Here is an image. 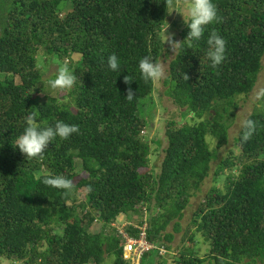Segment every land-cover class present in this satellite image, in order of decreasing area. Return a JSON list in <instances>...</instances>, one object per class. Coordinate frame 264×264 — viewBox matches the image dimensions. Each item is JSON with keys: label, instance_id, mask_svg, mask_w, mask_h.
<instances>
[{"label": "trees", "instance_id": "16d2710c", "mask_svg": "<svg viewBox=\"0 0 264 264\" xmlns=\"http://www.w3.org/2000/svg\"><path fill=\"white\" fill-rule=\"evenodd\" d=\"M188 2L169 0L178 7ZM214 3L219 20L192 48L185 23L181 29L163 94L195 121L166 125L167 147L155 170L151 144L141 136L149 122L139 110L155 82L141 78L138 62L146 55L159 62L176 10L169 14L165 0H0V264H103L110 257L112 264H131L112 224L120 215L132 220L143 207L150 212L148 239L168 255L191 197L228 142L236 98L253 91L263 66L264 0ZM213 31L226 41L216 67L206 55ZM112 53L119 72L107 66ZM60 61L77 77L61 96L48 87L56 74L45 79L43 69ZM127 75L135 79L130 85ZM129 87L132 102L124 98ZM32 112L41 125L63 121L79 132L27 159L11 139ZM236 141L239 156L229 152L216 166V178L227 170L224 185L202 198L186 236L192 244L174 255L176 264H264V109L248 116ZM46 173L73 180L74 192L44 185ZM125 229L139 236L132 225ZM197 234L208 244L204 256L195 248ZM140 264L170 263L151 250Z\"/></svg>", "mask_w": 264, "mask_h": 264}, {"label": "rangeland", "instance_id": "374dc122", "mask_svg": "<svg viewBox=\"0 0 264 264\" xmlns=\"http://www.w3.org/2000/svg\"><path fill=\"white\" fill-rule=\"evenodd\" d=\"M182 7V6H180ZM187 4H185L182 8L186 11ZM168 28L166 29V35L172 34V38L175 41H179L181 36L180 32L182 27L184 26L183 17L177 11L174 12L173 17H169ZM175 22V25H173ZM167 25L165 26V28ZM164 31V40L167 38ZM177 52V50H176ZM175 53H172L171 49L165 44V52L160 57L159 63L164 69L165 76L164 78L155 81V89L154 91L144 98L139 106V110L141 111V117L145 118L149 123L145 127V133L141 134L144 139L148 140L151 144V155H150V165L154 167L155 170H159L161 167V163L163 161L165 155V148L167 147V137L165 134L166 125L172 120H176L178 124L184 123H192L195 119L192 117L191 113H188L186 109H180L176 106L165 94L163 91L165 89L164 80L168 76L169 73V63L174 58ZM79 56L75 55L74 60H78ZM68 62V60H66ZM262 69L258 77V81L253 89V91L249 95H242L236 98L237 108L235 109V117L233 124L229 127V139L228 142L223 145L221 148H218V158L212 163L211 175L204 181L201 190L196 192L195 196H192L188 206L184 211V215L181 219L180 230L179 232L174 234V240L171 243V251H169L168 255H160L166 256L168 258V262L170 264H176L174 261V255L177 256L180 252V248L183 245L190 246L192 243L187 238V233L193 232L194 227L191 228V223L193 219V214L198 208L199 204L202 202V198L216 185L218 187H222L225 182V176L227 175V170L225 171V175L216 178L214 173L217 170L216 166L225 158L229 152H234V155L239 156L240 150L238 148V143L236 141L238 134L242 127L244 126L248 116L255 109H264V56L262 59ZM65 62L58 63H48L44 69V78L50 79L52 75L57 74L58 70L63 67ZM54 90L53 94H58L61 96L64 94L63 91ZM58 92V93H57ZM66 100V99H65ZM211 138L208 136V139ZM210 145L212 148L216 147V143L214 139H210ZM81 168V165H77V171ZM237 170V169H236ZM235 170V171H236ZM79 172V171H78ZM238 173V171H236ZM143 210H147V208H140L139 213L136 216L140 215ZM150 216V212L147 211ZM125 219L129 220L128 217L124 215H120L117 219V222L122 223ZM125 222V221H124ZM141 219L136 221V223H140ZM96 225V224H95ZM100 227V225H99ZM107 230H109L107 228ZM168 230H172V225ZM197 239L195 244V248L199 250V255L204 256L207 252L206 247L208 246L207 242L204 238L197 234ZM195 237V238H196ZM112 257L107 258L103 264H112ZM3 264H12L11 262H4Z\"/></svg>", "mask_w": 264, "mask_h": 264}, {"label": "clouds", "instance_id": "9594fccd", "mask_svg": "<svg viewBox=\"0 0 264 264\" xmlns=\"http://www.w3.org/2000/svg\"><path fill=\"white\" fill-rule=\"evenodd\" d=\"M159 3V0H156ZM167 12L171 14L173 10H176L183 17V22L189 29L187 36L184 40H187V48H192L193 44L198 43L204 35L205 29L207 26L212 25L213 23L218 22V10L214 3V0H189L186 11L182 7H178L175 4H170L169 0H165ZM165 28V35L166 29ZM166 39L164 40V45L167 43L172 53H175L177 48L180 45L181 41H175L172 38V34H167ZM182 40V41H184ZM207 58L210 61L212 67L220 65L225 59L226 53V41L218 35L216 32H212L207 39ZM107 66L112 72H119L121 68V61L119 56L116 53L109 55L107 60ZM138 69L141 75V78L145 81H158L165 76L163 67L159 62H157L152 56L146 55L141 58L138 62ZM76 75L73 71L69 69L67 65L61 67L54 79L48 81V87L53 90H70L76 83ZM125 83L131 84L135 79H129L128 75L124 77ZM40 84L43 85V82ZM48 93V92H46ZM49 94V93H48ZM133 90L129 87L127 95L124 97L128 102H132L135 98ZM147 98V97H146ZM249 131L245 135V139L251 135V122L248 123ZM79 132L78 125L67 124L63 121H56L54 124L41 125L37 122L36 113H28L24 119V127L21 134L12 141L11 143L14 148H18L19 151L26 156L27 159L31 158H40L48 149L49 144L59 138L60 140H67L74 133ZM145 130H143V134ZM41 182L52 188L63 190L67 194H72L74 192V182L66 178L63 175H56L52 173H46L41 177ZM148 209L146 210V212ZM145 210L141 213V216L138 215L133 217V219H125L124 221H131L135 224L142 225L144 224L143 217ZM148 221V213H146ZM141 219L140 223H136ZM123 221V222H124ZM122 222V223H123ZM119 223V222H117ZM121 224V223H119ZM148 225V224H147ZM166 247L164 245L159 246ZM157 250V249H155ZM159 253V250H157ZM166 249V253H167ZM159 253V255H165Z\"/></svg>", "mask_w": 264, "mask_h": 264}, {"label": "built area", "instance_id": "2783aa9c", "mask_svg": "<svg viewBox=\"0 0 264 264\" xmlns=\"http://www.w3.org/2000/svg\"><path fill=\"white\" fill-rule=\"evenodd\" d=\"M146 210L144 214V224L138 225L131 221H125L121 224L115 222L112 224L113 227L117 229L118 234L124 239L123 245V258L124 260L130 262L131 264H140L144 254L151 250H159V253H166L164 247H157L153 242H151L147 237V215ZM132 225L134 228L139 230L138 237H130L126 231V226Z\"/></svg>", "mask_w": 264, "mask_h": 264}]
</instances>
